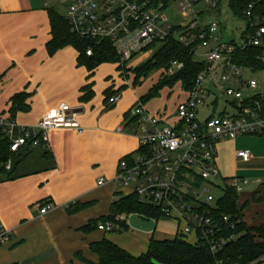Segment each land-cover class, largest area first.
Returning a JSON list of instances; mask_svg holds the SVG:
<instances>
[{
  "label": "crops",
  "instance_id": "obj_1",
  "mask_svg": "<svg viewBox=\"0 0 264 264\" xmlns=\"http://www.w3.org/2000/svg\"><path fill=\"white\" fill-rule=\"evenodd\" d=\"M42 1L0 0V116L17 126L34 127L48 110L65 102L76 112L83 132L53 129L48 148L22 151L11 171H0V222L11 231L9 240L0 244V264H95L98 257L90 245L102 239L140 256L151 239H174L176 225L131 215L120 229L105 232L97 227L114 202L116 188L110 180L118 163L138 149L127 124L137 101L126 86L117 85L116 64L103 62L90 69L72 44L50 50V10L62 15L63 7L44 8ZM171 5L168 16L177 25L178 7L176 15ZM200 11L206 16L210 12ZM114 93L120 98L109 104ZM13 132L18 133L16 127ZM242 150L250 158L233 159L250 166L246 172L251 180L246 178L238 206L244 224L257 227L264 224V137ZM231 175L244 177L236 170ZM99 178L107 182L98 186ZM46 203L53 208L40 214ZM149 221L153 227H146ZM161 221L171 222L174 232L162 234L157 227Z\"/></svg>",
  "mask_w": 264,
  "mask_h": 264
},
{
  "label": "built area",
  "instance_id": "obj_2",
  "mask_svg": "<svg viewBox=\"0 0 264 264\" xmlns=\"http://www.w3.org/2000/svg\"><path fill=\"white\" fill-rule=\"evenodd\" d=\"M198 1L202 0H173L178 3L180 15L177 25L166 13L168 8L162 9L161 3L152 6L151 0H43L42 6L61 5L72 35L90 42L109 41L119 56L118 66L124 71L135 54L151 49L153 55L169 38L191 47L193 62L203 69L176 103L178 122L169 125L165 115L151 114L138 99L129 111V119L134 121L128 123L138 140V149L129 159L118 163L110 181L116 188L114 202L135 195L139 204L159 211L158 219L176 225L174 238L206 244L216 251L224 241L216 238L218 226L212 216L216 201L225 186L239 195L248 180L239 176L222 178L215 145L223 139L264 135V107L254 96L244 95L257 86L255 80L245 76V70L252 68L236 62L238 50L254 47L260 50L257 60L264 67V13H256L260 0H249L240 18L244 21L243 31L238 38L224 40L221 22L205 21L206 15L194 7ZM203 1L213 10L220 5L218 0ZM92 53L89 46L85 54ZM182 65L177 60L171 61L162 76L174 75ZM119 98V93H114L107 101L114 104ZM221 100L226 106L216 115V104ZM227 106L233 111L227 112ZM200 109L209 110L204 118L198 116ZM59 128L83 132L76 112L65 102L48 110L34 127L17 126L11 119L0 116V137L9 141L12 153L0 167L11 171L14 157L22 151L48 148L50 131ZM235 156L246 161L250 153L240 150ZM106 182L99 178L97 185ZM213 190L221 194L214 195ZM52 208V204L46 203L39 212L45 214ZM131 215L157 220L143 214L110 212L106 221L97 222V227L105 232L120 229L128 224ZM10 235L11 231L0 222V244L7 242Z\"/></svg>",
  "mask_w": 264,
  "mask_h": 264
},
{
  "label": "trees",
  "instance_id": "obj_3",
  "mask_svg": "<svg viewBox=\"0 0 264 264\" xmlns=\"http://www.w3.org/2000/svg\"><path fill=\"white\" fill-rule=\"evenodd\" d=\"M173 0H151L152 6L162 4V9L168 8ZM223 0H218L221 4ZM249 0H227V8L235 18H243V11ZM256 13H264V0H260ZM50 22L52 26V38L49 41L50 50L72 44L80 52V60L87 63L90 69L103 62H117L119 56L109 41L90 42L72 35L67 22L62 15L55 10H50ZM177 29L178 27H174ZM91 46L92 55L85 54V50ZM191 47H186L173 38H169L160 49L146 62L133 68L135 82L146 76L153 70H164L173 60L181 62L182 68L172 76H161L157 85L146 95L139 98L145 104L158 93L164 86H172L181 82L184 90L190 89L194 76L201 72L203 66L192 60ZM260 50L247 47L237 51L238 64L252 69L264 68L257 60ZM120 68V67H119ZM18 95H15L14 101ZM264 107V94L256 95ZM264 110V109H263ZM129 119L128 123L133 122ZM127 123V124H128ZM12 155L9 149V141L0 137V166ZM3 168L0 167V171ZM226 180V179H224ZM222 196L216 201L212 216L217 223L218 240H224L221 248L211 251L206 244H193L184 239H151L147 251L140 256H133L112 242L102 239L90 245L98 261L95 264H264V224L257 227H247L242 221L241 209L238 206V194L229 186H225ZM112 213H136L149 218H159V211L153 207L144 206L137 202L135 195H128L117 202H113ZM223 216H228L224 221ZM109 217H102L98 221H106Z\"/></svg>",
  "mask_w": 264,
  "mask_h": 264
},
{
  "label": "rangeland",
  "instance_id": "obj_4",
  "mask_svg": "<svg viewBox=\"0 0 264 264\" xmlns=\"http://www.w3.org/2000/svg\"><path fill=\"white\" fill-rule=\"evenodd\" d=\"M226 1L218 5L217 9H209V4L205 2L193 3L194 7L202 10H209V14L205 16L204 20H211L216 19L221 22V32L223 35L224 40H228L230 38H238L241 32L244 29V21L240 18L233 17L226 7ZM175 6L173 12L177 15V7L178 3H172L171 6ZM53 7L60 8L59 4H53ZM166 13L169 14L168 9ZM177 19V16H175ZM152 50L148 49L142 51L141 53H137L133 56V58L127 62V71L122 70L123 68L118 67L117 62H112L115 69V74L117 77V85H124L126 86V91L130 94L131 99L136 102L137 98H141L142 96L146 95L150 90H152L160 80L162 76L163 70H156L149 72L146 76H141L137 82H135V73L133 69L142 63H144L147 59L152 56ZM118 67V68H117ZM117 68V69H116ZM126 74V75H125ZM245 76L252 78L255 80L257 86L252 91H247L244 93L245 96H256V95H263L264 94V68L259 69H246ZM184 88L181 85V82H176L172 86L164 85L159 90L158 93L155 94L154 97L149 99L145 104L146 110H148L151 114L155 115L158 110L160 112L165 111V107L167 110L165 111V119H168L167 123L169 125H174L178 122V117L175 116L176 111V103L178 96H183ZM226 106L223 100L217 102L216 104V115H219L223 112V108ZM227 112H232L233 109L230 106H227ZM209 110L205 109L199 110L198 116L200 118H204L208 114ZM132 134V133H130ZM264 137V135H251V136H240L238 137L235 142L231 139H223L216 143L215 148L217 152V165L220 169L221 175L224 179H229L232 177L231 173L233 170H236L238 175H243L248 180L251 178L247 175V170H249V165L245 162L240 160H236L234 162V155L236 152L249 147L250 144H253L254 138ZM255 143V142H254ZM245 187V186H244ZM214 195H220L221 191L213 190ZM150 222V221H149ZM147 223L146 227H153L151 226L152 223ZM158 230L162 234L170 235L172 231L174 232V226L171 222L161 221L157 225Z\"/></svg>",
  "mask_w": 264,
  "mask_h": 264
}]
</instances>
